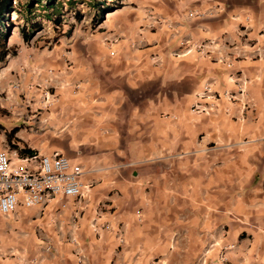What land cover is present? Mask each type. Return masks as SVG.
<instances>
[{
	"label": "crops",
	"instance_id": "0c3cea01",
	"mask_svg": "<svg viewBox=\"0 0 264 264\" xmlns=\"http://www.w3.org/2000/svg\"><path fill=\"white\" fill-rule=\"evenodd\" d=\"M245 18L255 48L231 69L170 58L181 39L238 45ZM263 31L264 0H122L102 23L49 51L10 38L16 54L0 62V149L15 129L12 144L61 153L84 169L92 190L85 208L65 198L0 214V264H75L68 236L89 264H264V56L254 54ZM238 72L254 105L242 121L224 99L212 116L191 113L203 83L234 91ZM49 80L55 98L41 108ZM35 84L40 90L28 88ZM99 203L100 222L120 226L123 244L90 228Z\"/></svg>",
	"mask_w": 264,
	"mask_h": 264
},
{
	"label": "built area",
	"instance_id": "2783aa9c",
	"mask_svg": "<svg viewBox=\"0 0 264 264\" xmlns=\"http://www.w3.org/2000/svg\"><path fill=\"white\" fill-rule=\"evenodd\" d=\"M200 16L199 12L189 13V17ZM245 18L241 25L238 38L240 43L229 46L227 43L216 40H206L204 42H194L189 39H181L178 41V47L169 53L170 58L175 60H184L191 56L199 59H210L214 64L231 69L234 61L244 58L241 53L245 48H255L247 37L248 26ZM154 24H159L158 19H154ZM153 27V25H149ZM264 34V31L262 32ZM114 43V41H106ZM234 50L235 53H227L226 49ZM254 54L258 57L264 56V48H256ZM114 55V52H110ZM152 59L160 63L157 56ZM51 75L54 73L51 71ZM230 78L236 89L234 91L226 90L218 93L214 89L211 82H205L194 95V102L190 111L196 115L212 116L219 108L220 99H224L228 104L237 106L240 113L238 120H243L245 111L254 107L252 101L247 98V86L249 80L246 79L241 72L231 74ZM16 87L19 84L16 83ZM29 89H33L31 86ZM35 90H40L38 85ZM54 88L48 85L42 89V106L46 108L50 106L54 100ZM28 102V101H27ZM46 122L45 120L43 123ZM22 150L14 144L3 141V148L0 149V214L9 217L19 209L30 210L33 208L43 209L56 200L65 198L74 199L76 208H85L90 201V193L92 186L84 184L82 177L85 174L84 169L76 164H72L69 159L58 152L49 155H41L39 153L23 154ZM127 166H133L127 165ZM79 209L75 210L74 218L78 217ZM105 205L99 203L94 209V213L89 220V226L96 235L101 231H109L116 235L119 244L125 241V233L120 226L112 227L108 222H100L104 213ZM112 213H110L111 215ZM136 216L140 218L141 211H136ZM264 233V230H263ZM68 242L73 245L72 255L75 264H89L87 254L85 253L81 243L75 236H68ZM49 249V247H48ZM209 253V247L201 254L199 261L204 262ZM15 257V255H13ZM19 264H33V260L18 258Z\"/></svg>",
	"mask_w": 264,
	"mask_h": 264
},
{
	"label": "rangeland",
	"instance_id": "374dc122",
	"mask_svg": "<svg viewBox=\"0 0 264 264\" xmlns=\"http://www.w3.org/2000/svg\"><path fill=\"white\" fill-rule=\"evenodd\" d=\"M26 1L27 0H15L13 2V5L16 10H20L21 5H23ZM100 1H106L107 4H111L114 3L113 1L118 0ZM121 1L122 0H120V2ZM55 3L62 14V23L60 26H55L52 22L48 21L46 19V15H48L49 13L45 12L41 8V6H36L31 14L24 13L23 18L17 16L16 13L11 14L10 21L15 24L9 29L10 38H21L19 34L20 26L25 25L26 29H30L29 26L31 25L34 29H36V31H34L32 34L29 46L36 52L45 50L49 51L56 45L58 39L62 38V36H66L69 39L71 35L76 32L82 33L84 27L86 26L89 30L94 28L93 17L95 14V10L93 7V0H55ZM75 13L80 14L81 18L79 21H77ZM67 31H70V34H65ZM51 84H53V82L49 80L46 86ZM36 85L37 84L30 86L32 88H35ZM35 140H37V137L35 138ZM38 238L40 239V237Z\"/></svg>",
	"mask_w": 264,
	"mask_h": 264
},
{
	"label": "trees",
	"instance_id": "16d2710c",
	"mask_svg": "<svg viewBox=\"0 0 264 264\" xmlns=\"http://www.w3.org/2000/svg\"><path fill=\"white\" fill-rule=\"evenodd\" d=\"M15 0H0V62L4 63L8 57L15 56V51L12 47H8L7 43L10 38V27H13L15 23L10 21V16L12 13H16L17 16L23 18L25 14H31L36 6H41V8L48 12L46 15V19L52 22L55 26H60L61 21V12L60 9L57 8L55 0H27L23 5H21L20 10H16L13 2ZM113 1V0H111ZM114 5L107 4L106 1L93 0V7L95 10V14L93 17V26L96 27L98 24L102 23L106 14L113 12L116 9L120 8L121 2L113 1ZM77 21L80 20V14L75 13ZM30 29H26L25 25L20 26L19 34L21 39L24 42H29L32 34L36 29L33 26H29ZM32 28V29H31ZM65 34H70V31H67ZM15 133V129H12L9 133L6 134L8 143L11 144V137ZM23 154L34 153L30 150L23 149L21 151Z\"/></svg>",
	"mask_w": 264,
	"mask_h": 264
}]
</instances>
